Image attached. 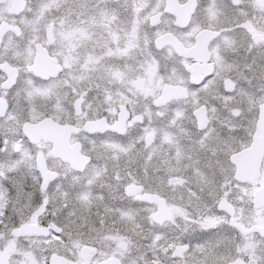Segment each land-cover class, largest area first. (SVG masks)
<instances>
[{"label":"snow or ice","instance_id":"obj_1","mask_svg":"<svg viewBox=\"0 0 264 264\" xmlns=\"http://www.w3.org/2000/svg\"><path fill=\"white\" fill-rule=\"evenodd\" d=\"M0 264H264V0H0Z\"/></svg>","mask_w":264,"mask_h":264}]
</instances>
